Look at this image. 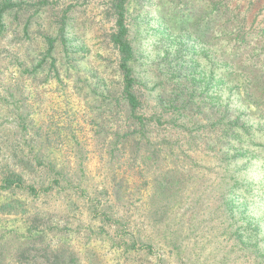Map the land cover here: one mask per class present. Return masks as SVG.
<instances>
[{"label":"rangeland","instance_id":"1","mask_svg":"<svg viewBox=\"0 0 264 264\" xmlns=\"http://www.w3.org/2000/svg\"><path fill=\"white\" fill-rule=\"evenodd\" d=\"M57 1L63 6L68 3ZM109 1L92 0L74 14L73 34L83 48L76 59L88 68L86 73L63 78L62 85L42 86L39 78L31 81L25 75L20 79L21 64L33 54L14 47L8 34L0 37L1 264H18L16 252L28 242L26 230L35 216L42 220L46 232L39 244L49 245L50 251L59 249L67 258L73 255L75 264H86L87 249L96 252L99 264H264L228 240L220 200L226 166L205 149L211 133L162 122L154 133L153 146L142 149L135 162L119 158L115 150L110 153V128L116 127L110 122L109 128L107 114L97 115L96 105L102 103L90 94L93 73L115 83L119 79L116 52L103 39L114 27L105 12ZM135 1L140 3L135 5ZM227 3L246 16L249 27L264 26V0ZM170 5L167 0H133L131 9L130 38L142 113L162 115V121H170L171 116L157 102L169 87L161 71L165 47L157 29L165 19L171 34L177 32L171 23ZM195 5L200 6L197 1ZM188 25L192 31L194 25ZM192 33L198 36V30ZM19 116L26 121L19 122ZM46 125L51 126L49 138L33 134L32 128L42 127L44 132ZM53 125L60 127L57 142L58 130ZM160 143L161 150L157 147ZM15 151L27 155L35 170L25 176L24 188L4 190L3 176L17 167ZM260 162L253 161L241 176L252 185L257 216L264 213ZM166 173L168 180L170 173L177 177V186H172L176 193L158 199L154 179L164 180ZM118 182L123 183L120 202L113 194V184ZM29 186L35 188L34 194ZM102 190H107L106 197L100 195ZM127 255L137 259L127 261Z\"/></svg>","mask_w":264,"mask_h":264},{"label":"trees","instance_id":"2","mask_svg":"<svg viewBox=\"0 0 264 264\" xmlns=\"http://www.w3.org/2000/svg\"><path fill=\"white\" fill-rule=\"evenodd\" d=\"M91 1L68 0L63 6L57 0H0V37L8 34L14 47H23L33 54L21 64L20 79L25 75L31 81L39 78L42 86L62 85L63 78H69L72 73H86L88 67H82L76 59L83 48L73 34V22L78 9ZM195 1L200 4L199 8ZM167 2L171 4V23L177 32L171 34L165 19L160 20L163 23H159L157 31L165 47L161 71L169 87L157 102L171 116L170 121H162V115L142 113L143 103L137 90L140 80L133 66L135 49L130 38L133 0H110L107 4L106 16L113 19L114 27L104 33L103 39L116 52L119 79L115 83L106 80L105 75L93 73L90 94L102 103L96 105L97 115L107 114L109 128L116 127L110 128L113 140L110 153L116 151L119 158L135 162L142 149L153 146L154 133L162 122L178 129L186 130L190 126L197 132L211 133L205 149L213 151L226 166L220 200L228 240L245 254L264 260V213L257 216L258 210L254 207L257 200L251 198L252 185L241 179L253 161H261L260 170L264 173V26L249 27L246 16L228 7L227 0ZM139 3L135 1V5ZM201 10L206 12L200 15ZM190 22L194 25L192 31L188 30ZM194 28L198 30L196 37L192 33L197 31ZM110 84L112 88H108ZM18 120L26 121L22 116ZM45 128L44 132L42 127L32 128V132L49 138L51 126ZM55 128L57 142L60 127ZM162 144L157 146L160 150ZM14 158L17 167L3 176L1 188L4 190L24 188L25 176L35 170L27 155L15 151ZM165 175L164 180L154 179L153 189L158 199L171 198L176 193L172 186H177V177L170 173L168 180ZM122 185V182L113 184L117 202L121 201ZM28 190L32 194L36 192L32 186ZM107 194V190L100 192L103 197ZM67 200L72 208V200L69 197ZM40 222L36 216L29 222L28 242L19 247L15 261L18 264H75L73 255L67 258L59 249L50 251L49 245L39 244L46 236ZM131 242L134 245L133 239ZM84 256L86 264H99L93 249H87ZM2 258L0 253V264ZM126 258L130 262L137 259L132 255Z\"/></svg>","mask_w":264,"mask_h":264}]
</instances>
